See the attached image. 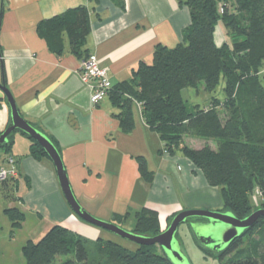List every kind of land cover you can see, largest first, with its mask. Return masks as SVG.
Masks as SVG:
<instances>
[{
    "label": "crops",
    "instance_id": "1",
    "mask_svg": "<svg viewBox=\"0 0 264 264\" xmlns=\"http://www.w3.org/2000/svg\"><path fill=\"white\" fill-rule=\"evenodd\" d=\"M79 7L88 10L90 22L82 49L107 69L112 85L129 80L141 64H151L157 47L179 44L191 22L185 0H0V83L21 118L55 144L79 206L105 222L118 224L115 217L126 216L121 228L134 227L142 209L152 210L161 231L181 211H221L219 189L209 186L181 152H163L164 143L144 122L138 103L132 105L133 127L125 132L117 118L122 109L108 97L90 103L78 73L84 58L71 50L68 38L63 37L64 49L57 55L39 37L38 23ZM214 41L218 47L230 44L222 22ZM260 76L264 84V63ZM9 120L0 92V132ZM32 145L22 134H14L10 153L18 176L10 187H0L7 201L3 211L17 208L24 215L18 231L25 233V242L38 241L54 225L91 241L105 238L102 229L71 211L53 164L31 156ZM140 158L149 179L139 171ZM30 220L37 224L27 229ZM19 257L18 264H23L21 251Z\"/></svg>",
    "mask_w": 264,
    "mask_h": 264
},
{
    "label": "trees",
    "instance_id": "2",
    "mask_svg": "<svg viewBox=\"0 0 264 264\" xmlns=\"http://www.w3.org/2000/svg\"><path fill=\"white\" fill-rule=\"evenodd\" d=\"M219 1L185 0L191 22L182 32V41L172 48L157 47L152 63L141 64L129 80L113 85L108 98L122 109L117 118L125 132L133 127L132 105L138 103L144 122L164 143L163 152H181L202 172L209 186L219 189L223 203L220 212L243 219L264 209V84L260 76L264 63V0H224L222 13ZM219 22L230 41L220 47L214 41ZM36 31L57 55L64 49L66 36L77 56H89L82 49L90 31L85 7L43 20ZM200 85L210 96V105L189 108L183 91H198ZM217 91L220 95L214 96ZM15 133L33 142L31 156L49 159L39 144L19 131L0 145L5 157L11 156ZM188 139L203 145L189 147L185 142ZM138 165L147 178L143 158ZM7 185L5 182L0 187ZM4 212L11 226L18 229L24 215L17 208ZM125 217L116 216V225ZM131 232L150 237L160 234L157 213L148 209L136 213ZM132 244L134 248L128 249L102 237L91 241L54 225L38 241L24 244L23 264H54L57 258L68 257L63 264H172L159 246ZM198 248L207 256L219 258L220 264H264V217H258L220 255Z\"/></svg>",
    "mask_w": 264,
    "mask_h": 264
},
{
    "label": "water",
    "instance_id": "3",
    "mask_svg": "<svg viewBox=\"0 0 264 264\" xmlns=\"http://www.w3.org/2000/svg\"><path fill=\"white\" fill-rule=\"evenodd\" d=\"M0 92L3 93L5 102L9 108L10 117L8 126L0 135V145L5 144L8 136L15 131L26 134L39 144L53 164L61 192L67 205L80 220L89 225L138 245H157L162 249L172 264H187L186 257L181 248V243L177 238L180 225H188L189 232L193 235L198 246L208 250L214 255H220L234 239L240 237L248 230L258 217H264V209L255 210L243 219H237L230 212L194 209L184 210L175 214L168 226L162 230L160 234L153 237L127 232L116 224L96 219L86 213L76 201L69 185L61 157L54 144L42 132L21 118L11 94L8 92L3 82L0 83ZM192 218L197 219V221L191 220ZM203 220H206V226H210V228H222L221 236L219 238H214L211 234L201 235V228L198 226L200 222L198 223V221Z\"/></svg>",
    "mask_w": 264,
    "mask_h": 264
},
{
    "label": "rangeland",
    "instance_id": "4",
    "mask_svg": "<svg viewBox=\"0 0 264 264\" xmlns=\"http://www.w3.org/2000/svg\"><path fill=\"white\" fill-rule=\"evenodd\" d=\"M218 89H220V87ZM215 94L214 96L220 95L219 91H217ZM183 96L186 99L187 106L189 108H191L192 106L196 104L199 106L210 105V102H208L207 100L208 98H210V96L206 94L204 90H202L201 85L199 86L198 91L191 89V88L184 90ZM186 144L193 148H198L203 145L202 142L195 141V140H188ZM0 154H1L0 158L3 159L5 155L2 150H0ZM3 163L1 165L5 166ZM10 182L11 181H8L9 187H10L9 185ZM4 202H7V201L3 199V196L0 193V264H18V261L20 259L19 257L20 251L22 253V245L26 243L25 233H23V231H18V229H15L11 226L10 219L3 211ZM191 220L197 221V219L195 218H192ZM199 222L200 224L198 226H200L201 228L200 229L201 235L211 234L214 238H219L221 236V233L223 230L222 228L220 227L210 228V226H206V220L198 221V223ZM36 224L37 223L35 220H30L27 226V229H30L32 227L35 228ZM132 228H129L127 226L122 227V229L127 232H131ZM30 235L34 236L32 234ZM36 238L37 237L35 236V239ZM105 238L113 240L117 243H120L125 248H128V249L134 248V245L131 242L121 239L117 236L105 233ZM177 238L179 239L180 243H182V251L186 257L185 259H186L187 264H220L221 263L219 258L214 257V256H207L200 248H198L196 240H194L193 235L189 232L188 225L182 224L179 226L178 232H177ZM64 259H70V257L57 258L54 264H63Z\"/></svg>",
    "mask_w": 264,
    "mask_h": 264
},
{
    "label": "built area",
    "instance_id": "5",
    "mask_svg": "<svg viewBox=\"0 0 264 264\" xmlns=\"http://www.w3.org/2000/svg\"><path fill=\"white\" fill-rule=\"evenodd\" d=\"M219 13H222L221 7ZM78 73L80 82L90 92V103L92 105H96L108 97L113 85L107 69L102 67L93 55H89L81 61ZM164 153L166 152L164 151ZM2 163L5 166L1 165ZM17 176L16 159L11 156L3 158L0 161V186L5 182L16 179Z\"/></svg>",
    "mask_w": 264,
    "mask_h": 264
}]
</instances>
